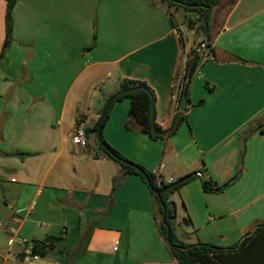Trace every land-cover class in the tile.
Masks as SVG:
<instances>
[{
    "label": "crops",
    "instance_id": "crops-1",
    "mask_svg": "<svg viewBox=\"0 0 264 264\" xmlns=\"http://www.w3.org/2000/svg\"><path fill=\"white\" fill-rule=\"evenodd\" d=\"M182 12L156 0L16 1L0 59V264H26L31 242L47 238L57 241L43 264H176L147 186L92 136L84 147L72 140L77 120L92 128L124 79L151 89L161 132L184 117L153 140L123 99L102 129L158 179L198 175L170 196L176 238L219 248V264H264V0H221L207 36L188 29L190 40ZM4 36L0 0V52ZM203 40L212 54L200 53L183 111L185 64ZM202 173L217 186L234 180L204 193ZM12 236L25 244L9 246Z\"/></svg>",
    "mask_w": 264,
    "mask_h": 264
},
{
    "label": "trees",
    "instance_id": "trees-1",
    "mask_svg": "<svg viewBox=\"0 0 264 264\" xmlns=\"http://www.w3.org/2000/svg\"><path fill=\"white\" fill-rule=\"evenodd\" d=\"M5 1V36L2 44L0 59L3 57L5 51L9 47L12 33V10L17 0H4ZM158 3L165 5L168 9L182 10L185 13L195 15L196 20H189L186 22L188 29H194L195 34L201 33L204 37L207 36V20L210 10L217 5L221 0H156ZM206 47V54H212L209 47V42L202 41ZM89 49V48H87ZM203 60V56L197 53L192 62L190 71L188 72L189 61L185 64L184 75L182 77L181 84V96L180 103L182 110L184 111L189 104V85L190 82ZM139 88L130 93L119 95L112 105L107 110L104 118L99 123L97 121L92 128L85 129V136H92L98 149L109 159L117 163L122 170L123 175H135L147 186L144 176L149 180V184L157 191L159 195L156 196L150 191L157 210V221L158 231L163 240L165 241L169 253L176 264H219L220 249L210 244L196 243L194 245H187L178 240L174 233V219H175V208L174 204L170 201V196L177 192L183 185L190 180L198 177L196 173L188 174L178 180L166 183L161 179H158L154 174L147 171L143 167L126 160L123 158L115 149L110 147L102 138V129L109 117L111 108L115 102L127 99L129 101L128 117L138 126L139 130L146 134L150 139L158 140L162 139L163 136H154L151 133V102L154 104V95L151 89L143 82L132 81L124 79L120 84L119 90H125L128 88ZM110 96L105 100L107 103ZM104 104V105H105ZM184 120V117L179 118L177 125ZM82 119L77 120V124L81 123ZM155 130L161 132V129L154 123ZM99 130V139L103 144V147L99 144L97 139L96 131ZM118 159L127 161L131 165H126L119 162ZM203 173L200 174L202 190L204 193H214L221 191L223 187L228 185L234 178L228 181L224 186H217L209 178H204ZM167 228L169 234H167ZM56 238H47L43 241H33L30 245V254L37 255L43 258L48 252L55 249Z\"/></svg>",
    "mask_w": 264,
    "mask_h": 264
},
{
    "label": "water",
    "instance_id": "water-1",
    "mask_svg": "<svg viewBox=\"0 0 264 264\" xmlns=\"http://www.w3.org/2000/svg\"><path fill=\"white\" fill-rule=\"evenodd\" d=\"M197 54V51L194 53L193 57L190 59L189 61V65H188V72L190 71V68H191V65H192V62L194 60V57L196 56ZM139 88H136V87H133V88H128V89H125V90H119L115 93H113L110 98L108 99L107 103L104 105L101 113H100V116H99V123L102 121V119L104 118L107 110L109 109V107L112 105V103L114 102V100L119 96V95H122V94H126V93H130L132 91H135ZM182 109V106L180 104V110ZM182 116V111H180L175 119H174V122L171 126V128H169V130H166V131H162V132H157L155 130V127H154V104H153V101L151 102V133L154 135V136H167L169 134H171L173 131H175L177 125H178V122H179V118ZM96 134H97V139H98V142L99 144L103 147V144L101 143L100 139H99V130L97 129L96 131ZM119 162L121 163H124L126 165H131L129 164L127 161L125 160H122V159H118ZM145 178V182L148 186V188L150 189L151 192H153L156 196L159 195V191L155 190L150 184H149V180L146 176H144ZM167 234H169V229L167 228Z\"/></svg>",
    "mask_w": 264,
    "mask_h": 264
},
{
    "label": "built area",
    "instance_id": "built-area-1",
    "mask_svg": "<svg viewBox=\"0 0 264 264\" xmlns=\"http://www.w3.org/2000/svg\"><path fill=\"white\" fill-rule=\"evenodd\" d=\"M206 47L204 45V43H201L199 48L196 50L198 53H201L202 51L206 52ZM179 87L177 88V92H176V97H177V93L179 92ZM72 140L74 143L79 144L80 146H86V136H85V128L83 127V125L81 123L77 124L75 126L74 129V133L72 135ZM173 182L171 179L167 180L166 183H171ZM9 246H12L13 244H17L19 246H22L25 244V241L21 238H18L16 236H12L11 239H9L8 241ZM23 261L26 264H43L41 263V259L39 256L37 255H31L30 252L29 253H23Z\"/></svg>",
    "mask_w": 264,
    "mask_h": 264
},
{
    "label": "rangeland",
    "instance_id": "rangeland-1",
    "mask_svg": "<svg viewBox=\"0 0 264 264\" xmlns=\"http://www.w3.org/2000/svg\"><path fill=\"white\" fill-rule=\"evenodd\" d=\"M172 14H173V17H174L175 20L179 19V15L175 11ZM181 16H182L181 23L184 26L183 29H182L183 30V34L188 40H190L191 35H190L189 31H188L186 22L189 21V20H196V17L193 14L185 13V12H182ZM207 22H208V25H209L208 28H211L212 26H211V22H210L209 18H208Z\"/></svg>",
    "mask_w": 264,
    "mask_h": 264
}]
</instances>
